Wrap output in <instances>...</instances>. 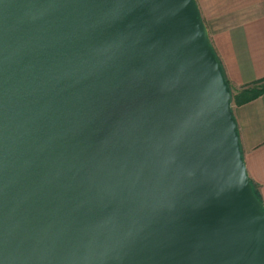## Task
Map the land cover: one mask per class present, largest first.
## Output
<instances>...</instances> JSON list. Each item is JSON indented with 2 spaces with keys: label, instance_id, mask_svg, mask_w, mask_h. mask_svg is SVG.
Here are the masks:
<instances>
[{
  "label": "water",
  "instance_id": "water-1",
  "mask_svg": "<svg viewBox=\"0 0 264 264\" xmlns=\"http://www.w3.org/2000/svg\"><path fill=\"white\" fill-rule=\"evenodd\" d=\"M0 264H264L196 0H0Z\"/></svg>",
  "mask_w": 264,
  "mask_h": 264
},
{
  "label": "crops",
  "instance_id": "crops-1",
  "mask_svg": "<svg viewBox=\"0 0 264 264\" xmlns=\"http://www.w3.org/2000/svg\"><path fill=\"white\" fill-rule=\"evenodd\" d=\"M196 1L231 87L263 78L264 0ZM231 107L250 182L264 204V93Z\"/></svg>",
  "mask_w": 264,
  "mask_h": 264
},
{
  "label": "trees",
  "instance_id": "trees-1",
  "mask_svg": "<svg viewBox=\"0 0 264 264\" xmlns=\"http://www.w3.org/2000/svg\"><path fill=\"white\" fill-rule=\"evenodd\" d=\"M220 64H221V62H220ZM221 67H222V65H221ZM222 72H223L225 80L228 83V86L231 89V102H234L235 104L239 105L242 103H246L252 99H255L264 93V77L254 81L250 84L243 86L240 90H235L231 87L228 79L226 78L223 67H222ZM254 193L259 198V196L257 195V193L255 191H254Z\"/></svg>",
  "mask_w": 264,
  "mask_h": 264
}]
</instances>
